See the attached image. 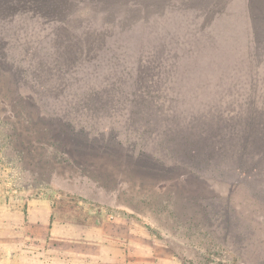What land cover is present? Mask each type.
I'll use <instances>...</instances> for the list:
<instances>
[{
	"label": "rangeland",
	"instance_id": "obj_1",
	"mask_svg": "<svg viewBox=\"0 0 264 264\" xmlns=\"http://www.w3.org/2000/svg\"><path fill=\"white\" fill-rule=\"evenodd\" d=\"M40 198L138 264H264V0H0V203Z\"/></svg>",
	"mask_w": 264,
	"mask_h": 264
},
{
	"label": "crops",
	"instance_id": "obj_2",
	"mask_svg": "<svg viewBox=\"0 0 264 264\" xmlns=\"http://www.w3.org/2000/svg\"><path fill=\"white\" fill-rule=\"evenodd\" d=\"M9 210L0 203V264H138L137 236L122 239L128 246L121 253L114 246L120 237L71 229L56 220L45 198L29 202L21 215L18 211L17 221ZM157 256L155 264H170L167 254Z\"/></svg>",
	"mask_w": 264,
	"mask_h": 264
},
{
	"label": "trees",
	"instance_id": "obj_3",
	"mask_svg": "<svg viewBox=\"0 0 264 264\" xmlns=\"http://www.w3.org/2000/svg\"><path fill=\"white\" fill-rule=\"evenodd\" d=\"M217 264H224V263H222V262H218Z\"/></svg>",
	"mask_w": 264,
	"mask_h": 264
}]
</instances>
